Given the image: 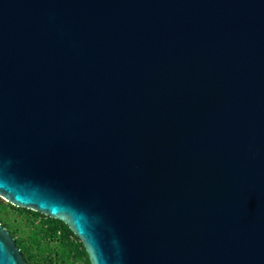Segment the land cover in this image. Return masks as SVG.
<instances>
[{"label":"water","instance_id":"1","mask_svg":"<svg viewBox=\"0 0 264 264\" xmlns=\"http://www.w3.org/2000/svg\"><path fill=\"white\" fill-rule=\"evenodd\" d=\"M0 197L91 264H264V0H0Z\"/></svg>","mask_w":264,"mask_h":264},{"label":"flooded vegetation","instance_id":"2","mask_svg":"<svg viewBox=\"0 0 264 264\" xmlns=\"http://www.w3.org/2000/svg\"><path fill=\"white\" fill-rule=\"evenodd\" d=\"M1 204L2 206L7 204V209L0 206V224L11 234L17 248L28 264H87L85 258L81 262L78 259L81 246L77 240L65 239L60 231L53 234V227L50 228L49 224L42 220L33 222L31 218L27 219L29 231H25L22 228L25 227V220L17 218L16 216L19 217V215H16L9 203L0 197ZM34 229L44 230L46 236L43 239L47 243L46 245H33L31 233Z\"/></svg>","mask_w":264,"mask_h":264},{"label":"trees","instance_id":"3","mask_svg":"<svg viewBox=\"0 0 264 264\" xmlns=\"http://www.w3.org/2000/svg\"><path fill=\"white\" fill-rule=\"evenodd\" d=\"M5 205H7V204H5ZM5 205L2 206V204H1L0 206L4 208V207H6ZM9 205H10V208L12 209V211L19 216H22V217L25 216L28 219L31 218L33 220V222L37 221V220H42L46 224H49L50 228L53 227V231H54L53 234H57V232L60 231L64 235L65 239L67 238L68 240H72V241L77 240L79 242V245L81 246V252H79V254L77 253L78 259L81 262V260H83L85 258L87 260V264H91L89 255L86 252V249L84 248L81 240L77 236H75V234L72 232V230L65 223H63L59 220L52 219L48 216L42 215V214L37 213V212L32 211V210H27V209L23 210L21 208L16 207L17 210L18 209L20 210V211H16L13 209L14 206H12L11 204H9ZM42 231H43V229H40V231H38L37 229L33 230V232L31 233V239H32L33 244L39 242V240L42 236Z\"/></svg>","mask_w":264,"mask_h":264},{"label":"rangeland","instance_id":"4","mask_svg":"<svg viewBox=\"0 0 264 264\" xmlns=\"http://www.w3.org/2000/svg\"><path fill=\"white\" fill-rule=\"evenodd\" d=\"M6 206V205H5ZM4 208H6V207H4ZM7 209V208H6ZM13 209L14 210H16V211H20L19 209L17 210L16 209V207L14 208L13 207ZM24 210V209H23ZM22 211V210H21ZM17 215V214H16ZM17 218H19L20 220H25V227H22L25 231H29V228H28V218H26L25 216H23V217H18V216H16ZM46 235H44V230L42 231V236H41V238H40V240H39V242H37V243H34L33 245H39V244H41V245H46L47 243L45 242V240L43 239L44 237H45ZM81 264V263H80Z\"/></svg>","mask_w":264,"mask_h":264}]
</instances>
